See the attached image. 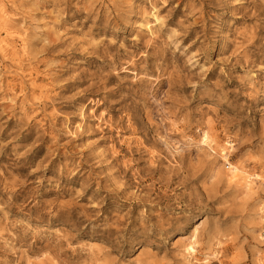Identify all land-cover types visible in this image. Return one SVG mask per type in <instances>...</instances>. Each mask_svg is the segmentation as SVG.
Masks as SVG:
<instances>
[{"label":"rangeland","instance_id":"1","mask_svg":"<svg viewBox=\"0 0 264 264\" xmlns=\"http://www.w3.org/2000/svg\"><path fill=\"white\" fill-rule=\"evenodd\" d=\"M0 6V264H255L264 0Z\"/></svg>","mask_w":264,"mask_h":264},{"label":"bare ground","instance_id":"2","mask_svg":"<svg viewBox=\"0 0 264 264\" xmlns=\"http://www.w3.org/2000/svg\"><path fill=\"white\" fill-rule=\"evenodd\" d=\"M6 21L7 18L5 15V9L2 6H0V25L2 24L3 26H5ZM3 32L6 33L7 36H9L11 33V31H8L7 28H5ZM9 48H14V45L11 44L7 38L1 37V32H0V49L6 50ZM214 143L215 140L211 135V133L208 130H205L202 133V136L200 137V144L202 146L214 150ZM232 146L233 144L230 141H225L221 145V149L219 150V153L221 154L223 162L226 166V170H225L226 179L229 183H232L233 185H235V187L239 188V192L241 191L246 195L251 194L253 193L252 190H253L254 179H256L258 175L247 172L245 170V167L241 163H230V161H228L226 149H231ZM155 153H151V157H153ZM254 219H255L254 221L255 227L252 228V230L255 229V234L253 238L257 240V242H259L261 246H264V241L261 238L262 237L261 231L264 230V204L261 205V207L260 206L258 207V211ZM259 228H261L260 231H258ZM197 232L198 231L195 228L183 248L184 252L189 257L193 256L197 251L196 250ZM262 255H264V253L260 252V250H257L255 252V264H263ZM206 258L207 257L204 258L205 261ZM189 263L192 264V262L190 261ZM28 264H32V263H28Z\"/></svg>","mask_w":264,"mask_h":264},{"label":"built area","instance_id":"3","mask_svg":"<svg viewBox=\"0 0 264 264\" xmlns=\"http://www.w3.org/2000/svg\"><path fill=\"white\" fill-rule=\"evenodd\" d=\"M261 234H262V240L264 241V230L261 231Z\"/></svg>","mask_w":264,"mask_h":264}]
</instances>
